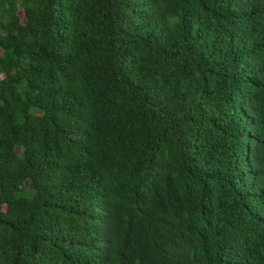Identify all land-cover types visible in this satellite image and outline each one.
<instances>
[{"label":"trees","instance_id":"1","mask_svg":"<svg viewBox=\"0 0 264 264\" xmlns=\"http://www.w3.org/2000/svg\"><path fill=\"white\" fill-rule=\"evenodd\" d=\"M0 264H264V0H0Z\"/></svg>","mask_w":264,"mask_h":264},{"label":"rangeland","instance_id":"2","mask_svg":"<svg viewBox=\"0 0 264 264\" xmlns=\"http://www.w3.org/2000/svg\"><path fill=\"white\" fill-rule=\"evenodd\" d=\"M19 15H20V17H22V14H21V12H19Z\"/></svg>","mask_w":264,"mask_h":264}]
</instances>
